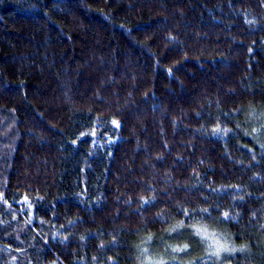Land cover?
Masks as SVG:
<instances>
[{
  "label": "trees",
  "instance_id": "trees-1",
  "mask_svg": "<svg viewBox=\"0 0 264 264\" xmlns=\"http://www.w3.org/2000/svg\"><path fill=\"white\" fill-rule=\"evenodd\" d=\"M0 264H264V0H0Z\"/></svg>",
  "mask_w": 264,
  "mask_h": 264
},
{
  "label": "rangeland",
  "instance_id": "rangeland-1",
  "mask_svg": "<svg viewBox=\"0 0 264 264\" xmlns=\"http://www.w3.org/2000/svg\"><path fill=\"white\" fill-rule=\"evenodd\" d=\"M201 237H204L203 235ZM205 239V238H203ZM212 242L209 240H207V245H206V249L209 250L208 252H210V250H212V253H216L217 252V249L216 247H214L213 243L211 244ZM224 248H222L220 251H222ZM219 251V252H220Z\"/></svg>",
  "mask_w": 264,
  "mask_h": 264
},
{
  "label": "snow or ice",
  "instance_id": "snow-or-ice-1",
  "mask_svg": "<svg viewBox=\"0 0 264 264\" xmlns=\"http://www.w3.org/2000/svg\"><path fill=\"white\" fill-rule=\"evenodd\" d=\"M115 123V122H114ZM204 212H206L207 210L205 209V210H203ZM185 215L187 216V215H189L188 213H185ZM227 213L225 214V216L227 217ZM196 231L199 233L201 230L200 229H196ZM224 246H220V248H218L217 249V252L215 253V254H219V251L223 248Z\"/></svg>",
  "mask_w": 264,
  "mask_h": 264
}]
</instances>
